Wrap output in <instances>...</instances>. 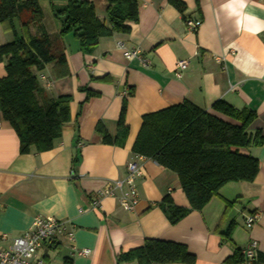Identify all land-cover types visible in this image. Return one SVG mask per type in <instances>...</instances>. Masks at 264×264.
Returning a JSON list of instances; mask_svg holds the SVG:
<instances>
[{
  "label": "crops",
  "instance_id": "obj_1",
  "mask_svg": "<svg viewBox=\"0 0 264 264\" xmlns=\"http://www.w3.org/2000/svg\"><path fill=\"white\" fill-rule=\"evenodd\" d=\"M37 1L42 29L54 39V52L63 49L68 76L56 78L53 64L34 73L44 97H71L70 121L52 150L21 155L18 139L0 113V234L15 237L39 216L71 221L76 247L90 254L70 257L64 245L52 247L47 256L54 264H64V259H70V264H136L117 257L142 247L148 239L184 245L194 255V264H247L239 260L237 251L255 242L252 264H264V0H180L185 5L181 13L168 0H137L138 21L129 23V33L100 38L91 54L80 49L71 33L55 39L60 21L53 9L69 1H88L97 19L108 25L106 0ZM186 19L200 22L196 32L187 30ZM30 32L38 35L34 28ZM13 40V33L0 26V46ZM118 45L140 50L149 66L126 60ZM178 61L188 63L180 79L175 77ZM5 76L2 62L0 79ZM82 88L99 96L86 100ZM124 98L128 128L124 144H104L95 134V125L101 122L115 139ZM185 101L210 114L217 101L253 110L256 119L247 131L260 130L263 143L242 151L259 162L252 183L225 185L201 211H192L171 225L163 199L167 196L177 206H188L178 177L151 159H137L132 146L144 115ZM134 159L141 168L135 183L136 211H123L113 198L102 199L92 210L90 201L97 191L109 181L122 179L126 164ZM236 199L240 206L246 205L238 213L241 223L231 214L239 203L231 204ZM252 213L259 215L258 221L246 228L244 218ZM231 223L230 239H226L222 235Z\"/></svg>",
  "mask_w": 264,
  "mask_h": 264
},
{
  "label": "trees",
  "instance_id": "obj_2",
  "mask_svg": "<svg viewBox=\"0 0 264 264\" xmlns=\"http://www.w3.org/2000/svg\"><path fill=\"white\" fill-rule=\"evenodd\" d=\"M106 2L108 25L97 19L88 1H69L62 8L53 9L54 17L60 21L55 39L71 33L80 49L91 54L100 38L112 33H129V23L138 21V1ZM168 2L180 13L185 10L180 0ZM39 5L37 0H0V26L14 35L12 43L0 46V63H5L6 71V76L0 79V113L14 131L21 155L32 150L35 153L52 150L63 126L70 121L71 97H44L34 73L53 64L56 78L68 76L63 49L54 52V39L42 29L43 13ZM32 28L38 35L31 34ZM80 91L86 92V100L99 96L86 88ZM126 105L124 98L115 139L110 138L101 122L95 125V134L101 137L102 143L120 147L124 144L128 133ZM211 110L210 114L185 101L142 117L132 153L175 173L188 202L187 207H180L167 196L163 199L162 206L171 225L192 211H201L225 185L252 183L258 174V160L242 153L263 143L260 130L253 134L247 131L256 113L249 108L235 109L223 101L215 102ZM72 161L77 163L76 159ZM237 202L238 199L231 204ZM232 225L222 235L224 238L230 239ZM186 248L179 243L148 239L142 247L119 255L117 260L136 264H194L196 259ZM241 250L237 251L238 258L245 262ZM70 262L64 259V264Z\"/></svg>",
  "mask_w": 264,
  "mask_h": 264
},
{
  "label": "built area",
  "instance_id": "obj_3",
  "mask_svg": "<svg viewBox=\"0 0 264 264\" xmlns=\"http://www.w3.org/2000/svg\"><path fill=\"white\" fill-rule=\"evenodd\" d=\"M186 28L189 32H196L200 26L199 21L190 19L185 20ZM126 60H138L144 68L149 66V62L142 58L141 51L138 49L125 50L121 45ZM217 62L222 63V58H217ZM187 61H178L176 63V79H180L182 71L187 66ZM40 80L46 81L44 76H39ZM47 87L51 83H45ZM125 95V93H124ZM137 159L143 158L136 155ZM125 176L122 179L109 181L104 187L97 191L90 201L91 209L98 208L104 198H113L118 206L125 212H134L138 205V192L136 189V180L141 176V168L134 159L129 161L125 167ZM1 209V207H0ZM259 215L252 213L244 218L246 228H251L258 221ZM75 225L69 220H60L50 216L36 217L29 229L15 237L8 234H0V264H54L47 256V251L52 247L64 245L73 256H88L89 250L78 249L75 245ZM251 242L246 248H242L240 254L247 264L255 258L256 246ZM40 252V255L37 253Z\"/></svg>",
  "mask_w": 264,
  "mask_h": 264
},
{
  "label": "rangeland",
  "instance_id": "obj_4",
  "mask_svg": "<svg viewBox=\"0 0 264 264\" xmlns=\"http://www.w3.org/2000/svg\"><path fill=\"white\" fill-rule=\"evenodd\" d=\"M238 202H239V200H238ZM242 205L240 206V202L239 203H237L236 205H235V209H233V211H232V216H235L238 220H237V222L238 223H241L242 222V218H241V216L240 215H238V213L240 212V211H243L242 210V207H244V206H246L245 204H243V203H241Z\"/></svg>",
  "mask_w": 264,
  "mask_h": 264
}]
</instances>
